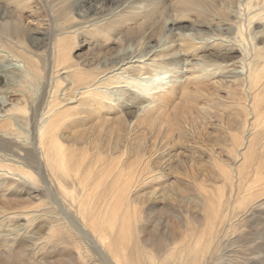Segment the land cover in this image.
<instances>
[{
  "label": "rangeland",
  "instance_id": "1",
  "mask_svg": "<svg viewBox=\"0 0 264 264\" xmlns=\"http://www.w3.org/2000/svg\"><path fill=\"white\" fill-rule=\"evenodd\" d=\"M76 1L0 0L1 8L10 10L14 17H22L26 25L39 27L47 37L43 41L38 40L34 46L28 43L39 60L37 77H29V84H23V87L16 83L9 85L11 89L4 87L11 93L6 99L7 108L16 112V118L19 117L14 122L16 136L28 145L34 130L37 131L43 121L47 103L53 99L54 109L47 117L53 121V139L61 145L60 152L67 155L69 165L78 162L82 170L91 172L85 187L80 185L75 189L79 185L77 182H64L58 191L46 172L37 169L33 163L26 164L27 159L20 160L23 163L21 169L31 172L36 177V184L20 180L19 175L2 177L0 211L19 216L7 223L0 213V264H82L80 248L64 242L65 238L69 239V229L75 239L84 238L80 247L87 250L86 261L90 258L93 264H114L107 259V253L104 256L92 251L89 253L88 250L93 249L88 246L89 238L85 239L80 222L77 218L75 221L69 205L61 198H66L62 189L73 194L90 191L95 175L103 176L100 187L107 192L112 188L111 180L115 173L112 164L120 175L116 188L122 187L128 174L141 172L144 178L147 177L143 182L150 184L135 185L142 195L143 192H154L161 196L164 191L170 195V201L207 203L220 200L223 204L228 202L232 210L236 202L254 193L253 201L247 200L250 206L254 202L263 203L264 57L257 61L256 55L263 52L264 37L253 41L244 30L245 42L251 51L245 60V69L244 65L237 69L241 72L238 77L231 73L226 74V78L221 70L216 73L199 71L197 63L216 62L217 65L220 62V48L214 41L213 44L187 46V51L180 53L178 65H173L177 68L175 72L162 74L158 67L149 66L146 73H156L159 79L158 83L146 85L144 79L139 80L130 72L120 71L118 74L119 70L110 72L112 69L107 68L105 73L102 58L114 53L119 44L127 45L133 39L145 41V36L149 35L160 39L163 44V37H158L155 29H160L166 20L173 18H179L180 25L193 23L198 13V1L116 0L111 5L107 0H101V4L111 8L134 5L125 7L118 17L101 28L81 25L87 19L80 17L79 12L92 2L86 1L83 6L75 7ZM239 13L237 20L232 22L240 33L241 26H247L248 15L244 8ZM77 27L83 29L73 32ZM176 39L179 37L168 40ZM225 54L235 61L242 57L238 52ZM14 59L10 55L1 57L0 65L13 63L21 68L22 63ZM252 60L260 78L257 85L253 84L248 90L240 78L248 73L247 64ZM144 64L148 61L144 60ZM101 75L104 78H99ZM253 77H256L255 73ZM43 93L42 103L38 105ZM142 97L145 103L138 102ZM34 110L37 116L32 120ZM254 112L262 116L254 120ZM108 164L112 174L106 170ZM11 172H19V169ZM224 172L229 174L228 181L222 179V174L226 178ZM77 174L76 177L82 174H79V167ZM187 202L173 208L171 204L166 205L169 203L167 200L158 203L139 234L133 227L131 238L139 237L141 243L151 245L155 239L153 229L158 228L161 235L166 228L163 222H166L170 238L175 237L171 248L176 251L174 260L178 256L181 258L188 245L182 238L188 229L185 225L193 226V219H188L185 212L194 207ZM78 204L79 200L75 205ZM254 208L242 216L243 224L245 218H253L252 222L248 221V226H241L247 242L241 240L233 247L249 253L260 251L263 260H257L256 264H264V207ZM41 213H44L42 217ZM52 217L66 221L68 231L59 235L58 232L53 234L54 228L48 230ZM255 242H258L256 249L246 250ZM134 244L130 242L129 249L132 250ZM157 251L150 246L145 254L142 253L140 262L181 264L179 261L171 262L166 251L158 257ZM165 256L168 257L166 263L162 260Z\"/></svg>",
  "mask_w": 264,
  "mask_h": 264
},
{
  "label": "bare ground",
  "instance_id": "2",
  "mask_svg": "<svg viewBox=\"0 0 264 264\" xmlns=\"http://www.w3.org/2000/svg\"><path fill=\"white\" fill-rule=\"evenodd\" d=\"M7 1L11 2L13 0ZM86 1L92 3L85 9L80 10L79 16L87 19L81 25L85 24L86 26L97 28L106 26L113 18L118 17L125 7L134 6L127 5L120 8L119 6H115L111 8L110 6L101 4V0H77L75 7L83 6ZM107 1L113 5L112 3H115L116 0ZM197 1L199 3L196 9L198 13L194 17L193 23L180 25L179 18L166 20L160 29L158 27L155 29V33L159 35L158 37H163L165 41L163 44L160 39H155L153 35L145 36V41L133 39L127 45L119 44V48L114 53L102 58L103 71L106 73V69L108 68L112 69L110 72L119 70L117 71L119 72L118 74L121 73L120 71L122 73L130 72L132 76L139 77V80L144 79L146 85L155 84L158 83L159 75L156 73H146L149 66L158 67L162 74L175 72L174 69L177 68L173 65H178L181 57L180 53H185L187 46L213 44L216 41L215 45L220 48V62L217 65H215L216 62H210L209 64L207 62L197 63L195 65L199 67V71L203 72L204 70V73L213 71L216 73L221 70L222 75L233 73L234 77L240 76L241 72L237 71V69L242 65H244L245 69V60L251 51L248 42H245L246 34H243L244 30L248 32L253 41L254 39L256 41V38L261 39L264 37V0ZM241 8L246 10L248 19L247 26H241L242 31L239 33L238 26L233 24L232 20H237V17L240 16L241 13L239 12ZM82 29V27H77L73 32L78 33ZM174 37H179V40H168ZM46 38V33L40 30L39 27L26 25L22 17H14L10 10L0 7V58L10 55L15 57L14 60L22 63L21 68L13 63L5 66L0 65V181H3L2 177L5 176L19 175L20 180H29L32 184L35 183L36 177L31 172L21 169L23 163L20 160L27 159L26 164L30 165L33 163L37 169L46 172L49 180L51 179L52 182H55L53 184L56 186L57 191L63 188L64 182H77L79 184L75 186V189H77L80 185L85 187L88 184L91 172L82 170L78 162L69 165L67 155L60 152L62 150L61 145L53 139L51 129L53 121L47 120V117L49 112L54 109V100L51 99L47 103L48 107L43 113V121L38 125L37 131L34 130L31 141L27 142L28 145L16 136L14 122L19 117L16 118V112L11 108H7L6 104V99L11 93L6 88L4 89V87H10L11 83H16L23 87V84L24 86L29 84L27 82L29 77L31 79L37 77L36 69L39 66V60L37 54L34 53V50H32L28 43L34 46L38 44V40L43 41ZM118 41L120 43V39ZM254 49L257 50L259 48ZM261 49H263V52L261 54L257 53V61L264 57L262 56L264 55V48ZM227 52L240 53L242 55L241 60L235 61L225 54ZM144 60L148 61V64H144ZM134 63L136 64L134 65ZM247 65L248 73L244 74L243 78L240 79L242 84L246 85L249 90V87H252L253 84L257 85L260 77L257 66H254V60L249 61ZM208 68L211 69L208 70ZM254 73L256 74L255 78L253 77ZM141 75L144 76L140 77ZM102 77L101 75L99 78ZM99 78L97 81L100 80ZM41 95L38 99V105L42 103L44 93ZM138 102L145 103V100L143 97L138 98ZM36 110L32 112V120L36 119ZM253 116L254 120H256L262 115L254 112ZM23 154L27 155L22 157ZM12 157L16 159L14 160ZM112 165L115 173L111 180L112 188L108 189L107 192L103 187H100L103 183V176L100 175L94 176V186L86 193L79 191L73 194L62 189L66 198H61H64V202L69 205V211L73 217L75 215V221L78 219L80 222V226H82L80 230L83 232L85 239L89 238L88 246L93 247V249L88 250L89 253L92 251L100 256H104L107 253V259L114 264H142L140 262L141 255L142 253L145 254L150 246L158 250V257H161L163 252L166 251L171 256V262L179 261L181 264H256L257 260H263L260 251L249 253L247 251L244 252L242 249V251H238L233 247L237 242L245 240L246 235L244 236L242 233L241 226H248L249 222H252L251 219H253L249 216L250 218H245L243 224V214L252 210L254 205V209L258 207L263 209L264 207H261L264 202H258L257 204L254 202L250 206L247 200L250 201L251 198H255L256 194L254 193L250 196L247 195V199L236 202L232 210L228 202L223 204L220 200L209 201L207 203L197 200H186L188 201V205L194 207V209L191 208V211L188 212L186 210L187 212H185L188 219H193V226L189 224L185 225L188 229H186L182 238L188 242V245L183 250V254L180 255L181 258L178 256L176 260H174L176 258V251L171 250L175 237L170 238L171 233L168 232L166 222H163V226L165 225L166 228H164L161 235L157 232L158 228L155 227L153 229L155 235L153 244L141 243L139 237L133 240L131 238L133 227H135L134 232L139 234L141 227L147 225L151 210L155 209L158 203L167 200L169 203H166V205L171 204V208H173L179 206L181 202L186 201L176 199L170 201V195L164 191L161 196L160 194H154V192H143L142 195V191L136 188L135 185H146L150 184V182H143L147 177L144 178L141 172L128 174L122 182V187L116 188L117 184L120 183V175L116 172V166ZM78 167L79 174H82L76 177L78 175ZM43 168L44 170H42ZM108 168L109 164L106 170L111 173V169ZM13 169H19V172H11ZM224 174L226 178L222 174L223 181H228V172H224ZM120 193L126 195L121 196ZM77 200H79V204L75 205ZM251 201L253 200L251 199ZM196 209L202 210L199 212ZM228 209L231 211L228 212ZM0 213L5 217L7 223H11L19 216V214H12L10 212L0 211ZM23 213L27 214L26 212ZM201 214L204 216L202 217ZM42 215L44 213L40 214L41 217ZM52 218L51 226L48 230L54 228L53 234L58 232L59 235L68 231V223H65L66 221L63 222V219L57 217ZM131 227L132 229L130 230ZM72 234L74 233H71L69 229V239L65 238V244H74L80 248L78 251L82 264H87L86 262L93 264L90 258L89 261H86L85 252L87 256V250L84 247H80V241H83L84 238L81 236L75 239L76 237H73ZM67 240H69V243ZM133 241L138 244V247H136ZM130 242L131 245L134 244L132 250L129 249ZM245 242L247 241L245 240ZM257 243L255 242L254 245L250 244L251 246L247 247L246 250L251 251L256 249ZM243 246L242 244L241 247ZM162 260L166 263L168 257L165 256ZM152 264L159 263L154 262Z\"/></svg>",
  "mask_w": 264,
  "mask_h": 264
}]
</instances>
